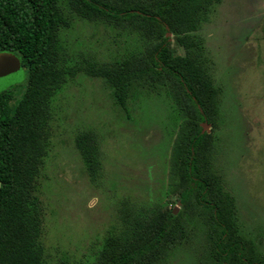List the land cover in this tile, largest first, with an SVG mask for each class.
<instances>
[{
    "label": "rangeland",
    "instance_id": "1",
    "mask_svg": "<svg viewBox=\"0 0 264 264\" xmlns=\"http://www.w3.org/2000/svg\"><path fill=\"white\" fill-rule=\"evenodd\" d=\"M196 33L219 91L217 113L203 132L212 148L211 170L232 198L238 234L245 241L243 257L264 264V0H221ZM60 41L70 65L82 58L117 59L141 46L130 30L76 16L61 29ZM168 41L173 55L184 53L173 32ZM25 80L19 61L0 79V92L19 90ZM50 105L37 177L44 207L42 243L50 264L92 260L103 236L119 224L127 201L157 205L185 226V234L154 264H215L212 224L200 206H186L169 184V152L179 119L164 90H135L123 109L100 77L78 71ZM83 131L96 138L102 163L94 181L75 145Z\"/></svg>",
    "mask_w": 264,
    "mask_h": 264
},
{
    "label": "trees",
    "instance_id": "2",
    "mask_svg": "<svg viewBox=\"0 0 264 264\" xmlns=\"http://www.w3.org/2000/svg\"><path fill=\"white\" fill-rule=\"evenodd\" d=\"M220 1L0 0V52L15 54L26 68L19 90L0 92V264H50L42 243L44 207L37 177L51 100L78 71L100 77L123 109L135 90L166 92L179 119L169 152L171 190L186 206H200L212 224L215 264H260L243 257L245 241L238 234L233 201L211 170L212 148L199 124L215 117L219 91L196 32ZM74 16L130 30L141 46L117 59L82 58L70 65L60 31ZM167 30L175 34L182 55L172 54ZM75 145L96 180L102 165L96 138L83 131ZM119 221L96 246L92 260L59 264H154L185 234L182 220L157 205L124 202Z\"/></svg>",
    "mask_w": 264,
    "mask_h": 264
},
{
    "label": "water",
    "instance_id": "3",
    "mask_svg": "<svg viewBox=\"0 0 264 264\" xmlns=\"http://www.w3.org/2000/svg\"><path fill=\"white\" fill-rule=\"evenodd\" d=\"M166 29H168L167 26ZM166 36L168 37V39H170L171 32L169 30H167ZM18 66H19V61L15 55L6 52H0V79L11 74L14 70L17 69ZM207 126H208V122L204 120L201 123L202 133L206 130Z\"/></svg>",
    "mask_w": 264,
    "mask_h": 264
}]
</instances>
